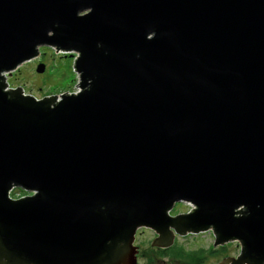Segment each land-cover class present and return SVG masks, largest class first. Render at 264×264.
Segmentation results:
<instances>
[{"label":"water","instance_id":"water-1","mask_svg":"<svg viewBox=\"0 0 264 264\" xmlns=\"http://www.w3.org/2000/svg\"><path fill=\"white\" fill-rule=\"evenodd\" d=\"M41 46L77 91L8 89ZM141 226L264 264V0H0V264H135Z\"/></svg>","mask_w":264,"mask_h":264},{"label":"rangeland","instance_id":"rangeland-1","mask_svg":"<svg viewBox=\"0 0 264 264\" xmlns=\"http://www.w3.org/2000/svg\"><path fill=\"white\" fill-rule=\"evenodd\" d=\"M76 52H57L56 49L50 46H41L40 53L37 58L27 61L14 70L13 74L8 75L7 80L10 87L21 86L26 93L33 94L37 98H42L48 95H60L61 93L74 92L79 89V74L75 70ZM39 63L45 64L44 72L37 71ZM20 188H14L12 191L13 197L31 194L30 191H20ZM193 204L190 202H177L170 214H182L190 211ZM171 229L175 232V244L183 247L185 250L197 249L200 247L208 248L213 246L219 248L220 252L215 255H210L205 259L204 264H222L224 258H237L241 255L242 244L238 240H230L222 245H213L216 237L213 230H205L198 233L188 232L180 234L174 227ZM157 234H160L146 226H141L135 234V245L138 254H134L135 264H184L181 259L175 260L168 256H159L161 247H153L157 242ZM153 247V248H152ZM152 248V249H151ZM123 264H126L123 262ZM234 264V263H232Z\"/></svg>","mask_w":264,"mask_h":264},{"label":"trees","instance_id":"trees-1","mask_svg":"<svg viewBox=\"0 0 264 264\" xmlns=\"http://www.w3.org/2000/svg\"><path fill=\"white\" fill-rule=\"evenodd\" d=\"M20 191H23L19 189ZM220 252V249L210 246L208 248L200 247L197 249L185 250L183 247L178 244H173L172 246L161 249L159 256H168L170 258L181 259L184 261V264H204V261L208 256L215 255ZM144 264H148L144 263Z\"/></svg>","mask_w":264,"mask_h":264},{"label":"flooded vegetation","instance_id":"flooded-vegetation-1","mask_svg":"<svg viewBox=\"0 0 264 264\" xmlns=\"http://www.w3.org/2000/svg\"><path fill=\"white\" fill-rule=\"evenodd\" d=\"M151 229H153V228H151ZM154 230V232H156V230L155 229H153ZM137 231V230H136ZM136 234V233H135ZM158 235L157 234H155V237H157ZM134 240H135V236H134ZM176 242V240L174 239V243ZM120 244H121V242H120ZM133 245L134 246H136L135 245V243L133 242ZM137 247V246H136ZM139 247V246H138ZM165 248H167V247H161L160 249H165ZM137 250V249H136ZM140 251V248L138 249V252ZM138 254V253H137ZM139 255V254H138ZM110 257V256H109ZM109 260V259H108ZM138 264V263H137Z\"/></svg>","mask_w":264,"mask_h":264},{"label":"bare ground","instance_id":"bare-ground-1","mask_svg":"<svg viewBox=\"0 0 264 264\" xmlns=\"http://www.w3.org/2000/svg\"><path fill=\"white\" fill-rule=\"evenodd\" d=\"M22 64H23V63H22ZM18 68H19V67H18ZM16 69H17V68H16ZM16 69H15V70H16ZM13 72H14V70H13ZM13 72H12L11 74H13ZM11 74H10V73H6V74H5V77L7 78L8 75H11ZM7 81H8V80H7Z\"/></svg>","mask_w":264,"mask_h":264},{"label":"built area","instance_id":"built-area-1","mask_svg":"<svg viewBox=\"0 0 264 264\" xmlns=\"http://www.w3.org/2000/svg\"><path fill=\"white\" fill-rule=\"evenodd\" d=\"M8 89H9V87H8Z\"/></svg>","mask_w":264,"mask_h":264}]
</instances>
